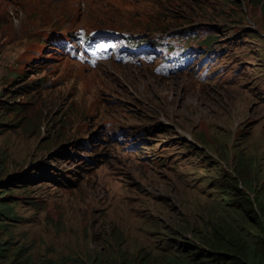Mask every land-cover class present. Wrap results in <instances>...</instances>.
Masks as SVG:
<instances>
[{
    "label": "rangeland",
    "instance_id": "1",
    "mask_svg": "<svg viewBox=\"0 0 264 264\" xmlns=\"http://www.w3.org/2000/svg\"><path fill=\"white\" fill-rule=\"evenodd\" d=\"M80 28L157 53L77 60ZM241 154L263 189L264 0H0V190L15 201L0 236L18 264L150 250V223L175 233L212 207Z\"/></svg>",
    "mask_w": 264,
    "mask_h": 264
},
{
    "label": "trees",
    "instance_id": "2",
    "mask_svg": "<svg viewBox=\"0 0 264 264\" xmlns=\"http://www.w3.org/2000/svg\"><path fill=\"white\" fill-rule=\"evenodd\" d=\"M213 39L218 41L220 36L209 35L203 42ZM235 162L234 175L229 183H220L221 198L212 207L189 209L188 216L179 220L175 233L161 232L159 224L152 221L151 231L159 233L157 246L130 252L116 247L115 252L107 254V264H264V188L256 184L261 179V167L255 158L244 154ZM23 189L28 191L25 186ZM11 194V190H0V215L15 216ZM7 226L0 223V229L10 230ZM10 243L0 236V264H18L21 249L13 250ZM96 259L99 257L88 256L72 261L94 264Z\"/></svg>",
    "mask_w": 264,
    "mask_h": 264
},
{
    "label": "bare ground",
    "instance_id": "3",
    "mask_svg": "<svg viewBox=\"0 0 264 264\" xmlns=\"http://www.w3.org/2000/svg\"><path fill=\"white\" fill-rule=\"evenodd\" d=\"M14 10H15L16 14L19 12V8L17 6L14 8ZM152 52L155 53L154 51H152ZM143 77H146V76H143ZM155 87H156L158 93H160L161 90L163 89L159 85H155ZM193 97H194V95H190V96L178 95V99L180 101L179 105H181L183 107H188V106L197 107L198 111L196 112V114H198V115L206 113V111H208L207 103H203V106H198L194 103L195 99Z\"/></svg>",
    "mask_w": 264,
    "mask_h": 264
}]
</instances>
